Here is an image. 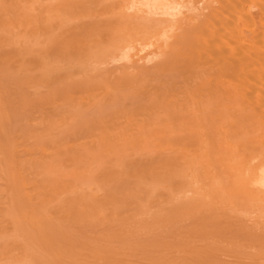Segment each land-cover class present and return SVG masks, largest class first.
<instances>
[{
    "label": "rangeland",
    "instance_id": "374dc122",
    "mask_svg": "<svg viewBox=\"0 0 264 264\" xmlns=\"http://www.w3.org/2000/svg\"><path fill=\"white\" fill-rule=\"evenodd\" d=\"M38 1L66 6L77 0ZM80 1L85 4L79 10L94 6V0ZM108 5L102 0L95 3L105 15ZM33 6L30 0H0V120L10 129L5 135L7 128L0 129V158L9 161L7 165L0 161V264H264L255 234L244 238L235 223L222 233L211 229L208 235L194 229L183 232L180 226L169 229L167 222L150 219L145 212L153 210L158 195L137 209L118 206L101 220L65 216L81 215L85 204L100 201V195L110 189L124 195L136 189L134 182L142 175L131 176L129 170L140 159H149L159 131L167 133L162 123L175 116L158 111V120H153L149 112L134 107L133 120L127 124L122 113L113 114V106L129 109L140 100L138 88L128 80L131 77L142 81L158 77L159 86L168 77L181 80L189 63L185 53L192 23L202 18L191 22L181 18L161 43L164 54L159 58L108 57L92 73L81 75L65 67L62 76L57 71L54 83L41 84L34 71L21 77L20 67L34 68L41 57L37 48L46 46L45 39L57 31L56 24L36 21L41 15ZM22 12L25 20H35L39 27L24 31L12 24ZM34 32L41 35L39 39ZM51 54L59 65L67 62L62 54ZM163 59L170 63L162 72L157 66ZM72 83L78 85L73 93L68 89ZM142 88L149 92L147 85ZM180 115L179 111L176 116ZM101 118L104 123L98 125ZM140 127L151 135L149 149L135 147L139 151L135 154L123 143L135 137ZM39 219L42 230L37 228ZM236 238L239 249L232 248Z\"/></svg>",
    "mask_w": 264,
    "mask_h": 264
},
{
    "label": "bare ground",
    "instance_id": "6f19581e",
    "mask_svg": "<svg viewBox=\"0 0 264 264\" xmlns=\"http://www.w3.org/2000/svg\"><path fill=\"white\" fill-rule=\"evenodd\" d=\"M30 1L40 11L36 21L56 24L57 31L45 39L46 46L37 48L41 57L34 68L20 67L21 77L34 71L41 84L54 83L59 78L57 71L62 76L65 67H73L81 75L92 73L108 57L119 61L159 58L161 43L172 35L176 23L183 18L188 22L202 18L192 23L185 53L189 63L181 80L168 77L159 86L158 77L150 81L131 77L128 80L138 88L140 100L129 109L113 106V114L122 113L127 124L133 120L134 107L149 112L153 120H158V111L175 116L162 123L167 133L159 131L158 141L150 149L147 141L151 135L143 127L123 143L135 154L139 153L135 147H147L151 153L129 170L131 176L142 175L134 182L136 189L126 195L110 189L100 195V201L85 204L81 215L67 213L66 218L87 215L101 220L118 206L137 209L158 195L153 210L145 212L150 219L167 222L169 229L180 226L178 230L183 232L194 229L208 235L211 229L222 233L235 223L244 238L255 234L263 254L264 0H102L109 4L106 15L95 6L96 0L94 6L82 10L79 6L85 3L80 0L66 6ZM23 17L22 12L12 24L23 30L39 27L35 20ZM34 35L36 40L41 36ZM88 39L93 43L89 45ZM51 53L62 54L67 62L59 65ZM169 63L163 59L157 68L163 72ZM76 86L72 83L68 89L73 93ZM179 111L181 115L176 116ZM96 123H104V119ZM1 128H7L3 135L10 131L2 120ZM0 161L9 163L5 158ZM17 170L21 172L20 167ZM40 223L39 219L37 228L42 230ZM239 240L236 238L233 249L240 248Z\"/></svg>",
    "mask_w": 264,
    "mask_h": 264
}]
</instances>
